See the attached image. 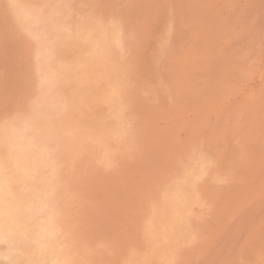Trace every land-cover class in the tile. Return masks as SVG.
I'll return each mask as SVG.
<instances>
[{
	"label": "rangeland",
	"instance_id": "1",
	"mask_svg": "<svg viewBox=\"0 0 264 264\" xmlns=\"http://www.w3.org/2000/svg\"><path fill=\"white\" fill-rule=\"evenodd\" d=\"M34 1L38 3L40 0ZM238 1L240 7L237 10L234 0H183V2L182 0H50L53 4L51 5L53 11L40 12V20L36 24L25 25L14 19L15 8L9 6L5 0H0V16L2 17V19L0 17V90H2L0 91V158L10 150L15 151L18 145L28 144L31 146V152L26 162L33 166V172L31 176L26 177L27 183L24 184L32 203L29 207H23L17 216L18 219L17 217L12 218L11 223L9 222L11 213L7 211L8 208L4 211L6 216L2 221L4 239L0 242V264H231L233 260L241 261L240 264L242 262L243 264L246 262L264 264V214H256L249 208L253 207L251 206L252 195L256 192V188L249 186L256 176L253 173L254 165H259L264 160V118L259 120V117H256L257 123L254 122V129L246 126L248 111L251 107L250 99L244 95L234 94L230 99L233 105L228 102V99L220 100L219 98L220 101L210 109H207L202 102L203 95L209 92L218 95L219 89L224 88L225 85H231L232 81L236 80L235 67L237 65L241 64V67L249 68L246 63L237 62L238 55H240L237 49L242 50L243 46L239 45L240 42L235 39L247 35L246 31L250 22L248 19L250 16L243 8L244 0ZM167 2L170 5L173 4L170 6L173 12L169 10ZM215 10L216 13H214ZM171 19L173 24H171ZM52 25L58 26L59 30L53 29ZM171 26L172 33L170 32ZM101 29L105 30L102 43L94 39ZM83 30L91 34V39L82 36ZM221 31L224 34L220 33ZM42 32L47 33L48 37L53 39V47L49 56L51 59L48 62H41L39 57H36L37 35ZM215 32L216 34H212ZM172 34L173 39L175 38L174 42L172 37L169 38ZM159 37L166 43L162 44ZM168 38L169 41L171 39V44L172 42L175 44V49L171 44L166 45L167 42L170 43ZM158 40L159 42H156ZM187 42L189 44H186ZM179 43H183L184 46L186 44L188 47L185 46V48ZM212 43H216V46ZM220 44L226 49L221 48ZM157 48L160 49L157 50ZM164 49H166L165 52ZM170 49L171 53H169ZM167 52L169 55L166 54ZM202 52H204L203 55ZM168 56L171 57L168 58ZM196 57L199 58L196 59ZM234 62H236L235 66ZM10 65L13 67L11 68ZM164 68L167 70L161 73ZM210 68H212V73L209 71ZM165 73V76L169 77H165ZM159 74L160 79L163 78V84L162 79L156 77ZM45 75H50L51 83L42 82ZM201 77L205 80L209 79L210 82ZM181 78L184 84L181 83L182 80L179 81ZM255 82L254 80L251 84ZM201 85L203 87L206 85V88L204 89ZM173 86L178 88H173ZM196 92H198L197 95ZM171 106L176 109L173 107L174 110ZM177 109L181 111L178 112ZM142 116L145 118L141 119ZM240 117L242 118L239 120ZM259 122L262 123L261 126ZM159 129L166 132L161 133ZM11 135H14L15 139L7 140ZM176 136H180L179 140ZM227 136L230 137V142ZM153 138L157 142L152 141ZM206 138L213 139V142ZM194 142L196 145L193 144ZM149 144L153 151L150 150ZM152 146H155L154 149ZM180 147L186 150H181ZM226 152L231 153L228 155ZM223 153L224 156H221ZM179 155L184 157L181 159ZM231 156L235 158L233 161ZM245 157L248 165L243 162L244 165L239 164V160L242 161L244 158V161ZM247 169L252 172L249 173ZM238 172L242 173V177ZM229 173L232 174L229 175ZM234 173L238 175V178H234L235 181L238 179L236 183L232 182L234 179L229 180L236 177L233 176ZM225 178L229 180H227L228 183ZM240 180L241 183L238 182ZM115 183L116 186H112ZM110 184L112 185L109 188ZM147 185L149 188L146 187ZM216 185L220 187V190ZM225 185L228 186L226 189ZM233 185L235 188L232 187ZM201 188H204V191ZM215 189L216 192L213 191ZM174 194H179L182 199L174 197ZM221 199L227 206H224V203L221 204ZM11 201V198L7 199V202ZM228 201L230 202L227 203ZM218 202L221 205L217 206ZM222 205L224 208H221ZM205 206L206 210H204ZM243 206L245 208L241 209ZM208 207L215 214L211 213ZM197 208H200V211ZM187 210L189 211L185 214ZM205 211L209 213L204 215ZM190 212H194L192 216ZM236 213L237 216H234ZM247 215L251 217L248 218ZM195 218H198L196 222ZM212 218L216 223L213 220L207 222ZM246 218L249 221L247 223ZM181 219L183 222L180 223ZM241 223L243 226L240 227ZM190 227L193 232L190 231ZM248 240H251L253 245L251 242L248 243ZM134 244L139 248H136ZM184 244L188 247H184ZM257 249H259L258 252ZM233 262L232 264H239Z\"/></svg>",
	"mask_w": 264,
	"mask_h": 264
},
{
	"label": "bare ground",
	"instance_id": "2",
	"mask_svg": "<svg viewBox=\"0 0 264 264\" xmlns=\"http://www.w3.org/2000/svg\"><path fill=\"white\" fill-rule=\"evenodd\" d=\"M6 2H8V4H9V6H12V7H14L15 9H14V19L16 20V21H18L19 23H22V24H25V25H28V24H31V25H34V24H36L39 20H40V12H49V11H53V8H52V6L51 5H53L52 4V2H50V0H40L38 3L36 2V1H34V0H5ZM172 1V0H171ZM190 1V0H189ZM228 1V0H227ZM170 2V1H169ZM181 1H179V3H180ZM182 2H183V0H182ZM104 3V2H103ZM168 3V2H167ZM201 3V2H200ZM221 3H223L222 1H221ZM7 4V5H8ZM169 5V7L171 6V5H173V4H171L170 5V3H168ZM183 4V3H182ZM186 4V3H185ZM205 4H207L206 2H205ZM234 4H235V8H237V10H238V8L240 7L238 4H239V1L238 0H234ZM192 5H194L193 3H192ZM195 5H196V2H195ZM229 5V4H228ZM233 5V4H232ZM244 10L248 13V16H250L248 19H250L249 21V27H247V31H246V33H247V35L246 36H244V37H242V38H237V39H235L237 42H240V43H238L239 45L241 44L242 46H243V49L241 50V48H239L238 46H237V48H239V49H237L238 51L237 52H240V53H238V54H240V55H238V60H237V62H244V63H246L247 65H248V67L249 68H244V67H241L240 65H237L236 67H235V71H236V75H237V78H236V80H234V81H232V84L230 85V84H228L227 86L225 85H223L224 86V88L222 87V89H219L220 90V93L218 94V95H216L215 93H211V92H209L208 94H206V95H203L204 96V98H203V103H204V106L207 108V109H210V108H213V106H215L221 99L223 100V98L224 99H228L229 101L228 102H230V104H232L233 105V103H231V101H230V99H231V97L235 94V95H244L245 97H247V98H249L250 99V107H251V110L250 109H248V110H250V111H248V115H247V121H246V126L249 128V129H254V122H256V117H259V120H262L263 118H264V0H244ZM77 6V5H76ZM104 6H106V5H104ZM214 6V5H213ZM54 7V6H53ZM100 7V6H99ZM173 7V6H172ZM180 7V6H179ZM185 7H186V5H185ZM222 7V6H221ZM6 8V7H5ZM82 8H84V7H82ZM182 8H184L183 6H182ZM189 8V7H188ZM208 8V7H207ZM225 8V7H224ZM223 8V9H224ZM234 8V9H235ZM167 9V8H166ZM165 9V10H166ZM171 9V7L169 8V10ZM185 9V8H184ZM1 10V9H0ZM209 10V9H208ZM5 11V10H4ZM85 11H87V10H85ZM177 11V10H176ZM212 11V10H211ZM229 11V10H228ZM79 12V11H78ZM171 12H173L172 11V9H171ZM13 13V12H12ZM88 13V12H87ZM178 13V12H177ZM213 13V12H212ZM214 13H216V10H215V12ZM229 13V12H228ZM168 14H171L172 15V13H168ZM217 14H218V12H217ZM216 14V15H217ZM231 14V13H230ZM13 15V14H12ZM77 15V14H76ZM232 15V14H231ZM53 16V15H52ZM203 16V15H202ZM214 16V15H213ZM223 16V15H222ZM233 16V15H232ZM1 17V16H0ZM104 17V16H103ZM216 17V16H215ZM218 17V16H217ZM216 17V18H217ZM234 17V16H233ZM247 17V16H246ZM119 18V17H118ZM130 18V17H129ZM196 18V17H195ZM1 19H2V17H1ZM77 19V18H76ZM89 19V18H88ZM120 19H121V17H120ZM170 19V18H169ZM84 20V19H83ZM123 20V19H122ZM166 20H168V19H166ZM192 20H193V18H192ZM191 20V21H192ZM223 20V19H222ZM225 20V19H224ZM241 20V19H240ZM243 20H244V17H243ZM246 20V19H245ZM176 21V20H175ZM77 22H79V21H77ZM171 22H172V19H171ZM241 22V21H240ZM76 23V22H75ZM74 23V24H75ZM166 23V22H165ZM165 23H163V24H165ZM192 23V22H191ZM209 23V22H208ZM221 23V22H220ZM247 23H248V21H247ZM2 24V23H1ZM108 24V23H107ZM120 24V23H119ZM171 24H173V22L171 23ZM193 24V23H192ZM199 24V23H198ZM207 24V23H206ZM216 24V23H215ZM25 25H23V26H25ZM128 25V24H127ZM126 25V26H127ZM168 24L166 23V25L165 26H167ZM223 25V24H222ZM44 26V25H43ZM71 26V25H70ZM98 26V25H97ZM96 26V27H97ZM129 26V25H128ZM164 26V27H165ZM203 26H205L204 24H203ZM220 26V25H219ZM227 26V25H226ZM241 26V25H240ZM243 26V25H242ZM244 26H246V25H244ZM243 26V27H244ZM41 27V26H40ZM53 29H55L56 31L57 30H59V27L58 26H54V25H52L51 26ZM43 28V27H42ZM70 28V27H69ZM124 28V27H123ZM126 28V27H125ZM124 28V29H125ZM128 28V27H127ZM137 28V27H136ZM168 28V27H167ZM171 28H172V26L170 27V32L172 31L171 30ZM214 28H215V26H214ZM37 29V28H36ZM44 29V28H43ZM46 29H47V26H46ZM131 29V28H130ZM169 29V28H168ZM209 29V28H208ZM217 30H218V27L216 28ZM224 29V28H223ZM231 29H234V28H232L231 27ZM240 29V28H239ZM237 30V29H236ZM244 30V29H243ZM168 31V30H167ZM223 31H225V30H223ZM13 32V31H12ZM169 32V31H168ZM191 32V31H190ZM189 32V33H190ZM218 32H219V30H218ZM232 32H234V31H232ZM236 32V31H235ZM17 33V32H16ZM82 36L84 37V38H87V39H91V34L87 31V30H83L82 32ZM172 33V32H171ZM171 33H169V35H171ZM174 33H176V32H174ZM199 33V32H198ZM201 33V32H200ZM205 33V32H204ZM208 33V32H207ZM206 33V34H207ZM220 33H222V34H224L222 31L220 32ZM154 34V33H153ZM160 34V33H159ZM158 34V35H159ZM191 34V33H190ZM212 34H216V32L215 33H212ZM236 34V33H235ZM157 35V36H158ZM194 35V34H193ZM53 36V35H52ZM63 36V35H62ZM168 35H166V37H167ZM177 36V35H176ZM198 36V35H197ZM214 36V35H213ZM226 36V35H225ZM104 37H105V30L104 29H101V30H99V32L97 33V35L95 36V38L94 39H97L99 42H104ZM172 37V39H173V34H172V36H170L169 38H171ZM177 37H179V35L177 36ZM200 37V36H199ZM203 37V36H202ZM160 38V37H159ZM169 38H168V41H169ZM181 38H183L182 36H181ZM186 38V37H185ZM192 38V37H191ZM230 38V37H229ZM17 39V38H16ZM125 39H126V37H125ZM175 39V38H174ZM174 39H173V42H174ZM223 39V38H222ZM15 40V39H14ZM19 40V39H18ZM121 40V39H120ZM141 40V39H140ZM144 40V39H143ZM160 40H161V38H160ZM166 40V39H165ZM178 40V39H177ZM182 40H184V39H182ZM182 40H180V41H182ZM187 40V39H186ZM189 40V39H188ZM193 40H195L194 38H193ZM210 40H212V39H210ZM225 40H227V38L225 39ZM224 40V41H225ZM241 40V41H240ZM16 41V40H15ZM122 41V40H121ZM162 41V44H164V43H166V42H164V40H161ZM179 41V40H178ZM190 41H191V39H190ZM203 41V40H202ZM205 41V40H204ZM213 41V40H212ZM220 41V40H219ZM146 42V41H145ZM156 42H159V40L158 41H156ZM170 43H168L167 42V46L168 45H170L171 44V39H170V41H169ZM172 42V46L174 47L175 46V44ZM183 42H186V41H183ZM21 43V42H20ZM36 43V42H35ZM176 43V42H175ZM209 43H210V41H209ZM208 43V44H209ZM224 43V42H223ZM18 44V43H17ZM59 44V43H58ZM150 44H151V42H150ZM174 44V45H173ZM177 44H178V42H177ZM179 44H182L183 45V43H179ZM186 44H189L188 42L186 43ZM185 44V46L186 47H188V45H186ZM212 44H215V46H216V43H212ZM219 44V43H218ZM60 45V44H59ZM78 45V44H77ZM120 45V44H119ZM200 45V44H199ZM222 44H220V46H221ZM224 45V44H223ZM61 46V45H60ZM75 46V45H74ZM179 46V49H180V45H178ZM178 46H176V47H178ZM184 45H183V47H185ZM205 46V45H204ZM208 46V45H207ZM212 46V45H211ZM17 47H19V46H17ZM52 47H53V39L52 38H50V37H48V35H47V33H45V32H42V33H40L39 35H37V44H36V57L38 56L39 58L38 59H40V61L41 62H48V60L49 59H51L49 56H50V53H51V50H52ZM98 47V46H97ZM128 47V46H127ZM129 47H131V46H129ZM159 47V46H158ZM182 47V46H181ZM185 47V48H186ZM95 48H96V46H95ZM135 48V47H134ZM167 48V47H166ZM172 48V47H171ZM221 48H224V47H222L221 46ZM228 48V47H227ZM230 48V47H229ZM14 49V48H13ZM17 49V48H16ZM18 49H20V48H18ZM155 49H156V47H155ZM160 49V48H159ZM158 48H157V50H159ZM163 49V48H162ZM162 49L160 50V52L162 51ZM174 49H175V47H174ZM191 49V48H190ZM201 49V48H200ZM216 49V48H215ZM224 49H226V48H224ZM119 50V49H118ZM148 50H150V49H148ZM153 50V49H152ZM168 50V49H167ZM202 50V49H201ZM210 50V49H209ZM126 51V50H125ZM166 51V49H164V52ZM173 51V50H172ZM179 51V50H178ZM185 51V50H184ZM192 51V50H191ZM211 51V50H210ZM209 51V52H210ZM218 51V50H217ZM222 51V50H221ZM233 51V50H232ZM17 52V51H16ZM63 52V51H62ZM159 52V51H158ZM163 52V53H164ZM173 52H175V51H173ZM183 51H181V53H182ZM206 52V51H205ZM208 52V51H207ZM226 52V51H225ZM234 52V51H233ZM18 53V52H17ZM65 53V52H64ZM67 53V52H66ZM120 53H122L121 51H120ZM157 53V52H156ZM155 53V54H156ZM169 53H171V49H170V52ZM177 53H180V52H177ZM201 53V52H200ZM203 53L204 52H202V55H203ZM212 53V52H211ZM223 53H224V51H223ZM134 54V53H133ZM145 54V53H144ZM160 54V53H159ZM167 55H169L168 54V52L166 53ZM174 54V53H173ZM184 54V53H183ZM185 54H186V52H185ZM197 54V53H196ZM210 54V53H209ZM221 54H222V52H221ZM19 55H21V54H19ZM152 55V54H151ZM154 55V54H153ZM156 55H158V54H156ZM171 55V54H170ZM213 55V54H212ZM214 55H215V53H214ZM223 55V54H222ZM58 56V55H57ZM86 56V55H85ZM147 56V55H146ZM174 56V55H173ZM177 56V55H176ZM179 56H180V54H179ZM220 56V55H219ZM227 56V55H226ZM225 56V57H226ZM21 57V56H20ZM86 57H88V56H86ZM109 57V56H108ZM154 57H155V55H154ZM161 57H162V54H161ZM171 57V56H170ZM169 56H168V58H170ZM213 58H214V56H212ZM234 57V56H233ZM236 57H237V53H236ZM136 58V57H135ZM173 58V57H172ZM197 58H199V57H196V59ZM37 59V60H38ZM145 59V58H144ZM204 59V58H203ZM210 59V58H209ZM152 60V59H151ZM156 60H157V58H156ZM180 60V59H179ZM187 60V59H186ZM221 60H222V58H221ZM233 60V59H232ZM10 61V60H9ZM197 61V60H196ZM208 61V60H207ZM40 62V63H41ZM82 62V61H81ZM157 61H155V63H156ZM200 62V61H199ZM215 62V61H214ZM226 62H227V60H226ZM233 62V61H232ZM154 63V62H153ZM154 63V64H155ZM158 63V62H157ZM205 63V62H204ZM212 63V62H211ZM235 64H233L234 66L236 65V62H234ZM43 64V63H42ZM128 64H129V62H128ZM147 64H149V63H147ZM162 64V63H161ZM170 64H172V63H170ZM216 64V63H215ZM117 65H119V64H117ZM122 65V64H121ZM120 65V66H121ZM156 65V64H155ZM211 65H213V64H211ZM216 65H219V64H216ZM226 65V64H225ZM232 65V67H234ZM7 66V65H6ZM11 66V65H10ZM19 66V65H18ZM159 66V65H158ZM181 66V65H180ZM220 66H223L222 64H220ZM243 66V65H242ZM13 66H11V68H12ZM131 67V66H130ZM141 67V66H140ZM156 67V66H155ZM154 67V68H155ZM160 67V66H159ZM165 67V66H164ZM170 68H171V66H169ZM169 67H167L168 69H169ZM179 67V66H178ZM191 67V66H190ZM201 67V66H200ZM209 67V66H208ZM211 67V66H210ZM214 67V66H213ZM4 67H2V69H3ZM148 68V67H147ZM163 68V67H162ZM162 68H160V69H162ZM184 67H182V69H183ZM188 68V67H187ZM193 68V67H192ZM6 69V68H5ZM55 69V68H54ZM113 69V68H112ZM144 69V68H143ZM165 69L166 68H164L162 71L163 72H161V73H164V71H165ZM207 69V68H206ZM211 69L212 68H210V70L209 71H211ZM233 69V68H232ZM4 70V69H3ZM11 70V69H10ZM147 70V69H146ZM153 70V69H152ZM156 70H158V69H156ZM167 70V69H166ZM171 70V69H170ZM180 70H181V68H180ZM185 71H186V69H184ZM183 70V71H184ZM189 70H191V69H189ZM218 70V69H217ZM229 70V69H228ZM8 71V70H7ZM54 71V70H53ZM118 71V70H117ZM140 71V70H139ZM144 71V70H143ZM173 72H174V70H172ZM179 71V70H178ZM182 71V72H183ZM184 71V72H185ZM188 71V70H187ZM197 70H195V72H196ZM206 71V70H205ZM58 72V71H57ZM157 73H159V70L158 71H156ZM224 72V71H223ZM166 73H167V71H166ZM166 73L164 74V76L166 75ZM170 73V72H169ZM187 73H189V72H187ZM200 73V72H199ZM203 73V72H202ZM211 73H212V71H211ZM226 73H228V72H226ZM7 74V73H6ZM128 74V73H127ZM168 74V73H167ZM186 74V73H185ZM190 74V73H189ZM217 74H219L218 72H217ZM224 74V73H223ZM5 75V74H4ZM9 75V74H8ZM59 75V74H58ZM153 75V74H152ZM182 75H184V74H182ZM188 75V74H187ZM191 75V74H190ZM194 75H197V74H195L194 73ZM212 75V74H211ZM210 75V76H211ZM39 76V75H38ZM125 76V75H124ZM141 76H143V75H141ZM160 76V74L157 76L156 75V77H159ZM168 76V75H167ZM167 76H165V77H167ZM175 76V75H174ZM192 76H193V74H192ZM191 76V77H192ZM216 76V75H215ZM95 77V76H94ZM169 77V76H168ZM179 77V76H178ZM183 77V76H182ZM190 77V78H191ZM199 77V76H198ZM206 77V76H205ZM217 77H218V75H217ZM2 78H3V76H2ZM41 78V77H40ZM124 78V77H123ZM140 78V77H139ZM143 78V77H142ZM150 78V77H149ZM176 78V77H175ZM193 78V77H192ZM195 78H196V76H195ZM202 78V77H201ZM200 78V79H201ZM209 78V77H208ZM213 78V77H212ZM226 78V77H225ZM231 78H234V77H231ZM135 79V78H134ZM156 79V78H155ZM158 79V78H157ZM159 79H160V77H159ZM158 79V80H159ZM162 79V84L164 83L163 82V78H161ZM160 79V80H161ZM177 79V78H176ZM202 79H204L205 80V78H202ZM214 79H216V78H214ZM229 79V78H228ZM125 80V79H124ZM142 80V79H141ZM180 80H182V78L181 79H179V81ZM256 81L255 82V84H251V82H253V81ZM15 81H16V79H15ZM175 81H178V80H175ZM187 82L189 81V80H186ZM199 81V80H198ZM205 81H209V79L207 80H205ZM211 81H212V79H211ZM222 81H223V79H222ZM221 81V82H222ZM230 81V80H229ZM19 82V81H18ZM42 82H52V78L50 77V75H45L44 77H43V79H42ZM161 82V81H160ZM183 82V80L181 81V83ZM197 82V81H196ZM201 82H202V80H201ZM210 82V81H209ZM152 83V82H151ZM156 83V82H155ZM155 83H153V84H155ZM176 83H178V82H176ZM180 83V85L182 86V84H184V83H182L181 84ZM186 83V82H185ZM198 83V82H197ZM215 83V82H214ZM224 83H225V81H224ZM228 83V82H227ZM100 84V83H99ZM166 84H167V82H166ZM192 84H193V82H192ZM204 83H202V85H203ZM208 84V83H207ZM206 84V85H207ZM210 84V83H209ZM16 85H17V83H16ZM144 85V84H143ZM172 85V84H171ZM189 85V84H188ZM201 85V87H203ZM206 85H205V87H203L204 89L206 88ZM147 86V85H146ZM160 86V85H159ZM165 86V85H164ZM163 86V87H164ZM177 86H178V84H177ZM219 86V85H218ZM162 87V88H163ZM166 87V86H165ZM176 86H173V88H175ZM217 87V86H216ZM146 88V87H145ZM154 88V87H153ZM152 88V89H153ZM161 88V87H160ZM176 88H178V87H176ZM192 88H193V86H192ZM150 89V88H149ZM159 89V88H158ZM169 89V88H168ZM181 89V88H180ZM179 89V90H180ZM199 89V88H198ZM216 89V88H215ZM165 90V89H164ZM163 90V91H164ZM193 91H194V89H192ZM201 90V89H200ZM218 90V91H219ZM222 90V91H221ZM0 91H2V90H0ZM145 91V90H144ZM153 91H155V88L153 89ZM191 90L189 89V92H190ZM197 91V90H196ZM209 90H207V92H208ZM211 91V90H210ZM217 91V92H218ZM52 92V91H51ZM168 92H169V90H168ZM168 92H167V94H168ZM181 92V91H180ZM186 92V91H185ZM200 92H203V91H200ZM147 93V92H146ZM164 93H165V91H164ZM163 93V94H164ZM172 93V92H171ZM197 93L198 92H196V95H197ZM2 95L4 94L3 92L1 93ZM36 94V93H35ZM143 94H144V92H143ZM148 94V93H147ZM154 94V93H153ZM156 94V93H155ZM154 94V95H155ZM178 94H179V92H178ZM181 94V93H180ZM195 94V93H194ZM200 94V93H199ZM198 94V95H199ZM148 95H150V93L148 94ZM191 95H193L192 93H191ZM190 95V96H191ZM201 95V94H200ZM55 96V95H54ZM169 96H170V94H169ZM175 96H177V95H175ZM179 96V95H178ZM56 97V96H55ZM117 97V96H116ZM138 97V96H137ZM156 97V96H155ZM155 97H154V99H155ZM181 97V96H180ZM198 97V96H197ZM147 98V97H146ZM157 98H159V97H157ZM169 98V97H168ZM219 98H220V100H219ZM32 99V98H31ZM130 99V98H129ZM170 99V98H169ZM175 99H177L176 97H175ZM182 99H185V98H182ZM237 99V98H236ZM241 99H243V98H241ZM30 100V99H29ZM48 100V99H47ZM148 100H150V99H148ZM147 100V101H148ZM146 101V102H147ZM171 101V100H170ZM169 101V102H170ZM174 101V100H173ZM197 101V100H196ZM199 101H200V99H199ZM237 101V100H236ZM29 102V101H28ZM32 102V101H31ZM72 102V101H71ZM149 102H151V101H149ZM180 102V101H179ZM178 102V103H179ZM201 102V101H200ZM34 103V102H33ZM89 103V102H88ZM129 103V102H128ZM202 103V104H203ZM216 103V104H215ZM227 103V102H226ZM225 103V104H226ZM236 103H238V102H236ZM31 104V103H30ZM130 104V103H129ZM150 104V103H149ZM184 104V103H183ZM202 104H201V106H202ZM215 104V105H214ZM223 104V103H222ZM156 105V104H155ZM169 105H171V104H169ZM176 105V104H175ZM187 105V104H186ZM190 105V104H189ZM192 105V104H191ZM227 105V104H226ZM225 105V107L227 108V106ZM43 106V105H42ZM198 106H200L199 104H198ZM241 106V105H240ZM165 107V106H164ZM174 106H171V108H173ZM178 107V106H177ZM186 107V106H185ZM230 108H231V106H229ZM228 107V108H229ZM166 108H167V106H166ZM170 108V107H169ZM175 109H176V107H174ZM173 108V109H174ZM182 108V107H181ZM187 108H188V106H187ZM186 108V109H187ZM191 108V107H190ZM195 108V107H194ZM198 108H201V107H198ZM203 108V107H202ZM47 109V108H46ZM148 109V108H147ZM172 109V110H173ZM174 109V110H175ZM192 109V108H191ZM238 109V108H237ZM243 109V108H242ZM43 110V109H42ZM165 110V109H164ZM169 110H171V109H169ZM171 110V111H172ZM179 110L181 111V109H177L176 111H178L179 112ZM184 110H185V108H184ZM196 110V109H195ZM229 110V109H228ZM236 110V109H235ZM240 110V109H239ZM15 111V110H14ZM52 111V110H51ZM225 111V110H224ZM223 111V112H224ZM199 112V111H198ZM70 113V112H69ZM176 113V112H175ZM187 113V112H186ZM88 114V113H87ZM90 114V113H89ZM162 114V113H161ZM169 114H171V113H169ZM168 114V115H169ZM242 114V113H241ZM105 115V114H104ZM186 115H188V113L186 114ZM190 115V114H189ZM235 115V114H234ZM11 116V115H10ZM96 116V115H95ZM127 116H128V114H127ZM148 116V115H147ZM210 116V115H209ZM222 116H225V115H222ZM229 116V115H228ZM105 117V116H104ZM161 117V116H160ZM212 117V116H211ZM210 117V118H211ZM12 118H13V116H12ZM143 118V116L141 117V119ZM145 118V117H144ZM143 118V119H144ZM152 118V117H151ZM182 118V117H181ZM213 118V117H212ZM219 118V117H218ZM242 117H240L239 118V120L241 119ZM82 119V118H81ZM167 119V118H166ZM179 119H180V117H179ZM183 119V118H182ZM201 119H202V117H201ZM221 119H223V118H221ZM210 120V119H209ZM229 120H231V119H229ZM234 120V119H233ZM167 121H168V119H167ZM174 121V120H173ZM264 121V120H263ZM171 122V121H170ZM185 121H183V123H184ZM151 123V122H150ZM149 123V124H150ZM165 123V122H164ZM217 123V122H216ZM225 123V122H224ZM257 123V122H256ZM255 123V124H256ZM260 123V122H259ZM161 124V123H160ZM227 124V123H226ZM261 124L262 123H260L259 125L261 126ZM134 125V124H133ZM157 125V124H156ZM191 125V124H190ZM220 125H222V124H220ZM235 125V124H234ZM243 125V124H242ZM160 126V125H159ZM183 127H184V125H182ZM239 126H241V125H239ZM259 126V127H260ZM104 127V126H103ZM157 127V126H156ZM163 126H161V128H162ZM170 127V126H169ZM175 127V126H174ZM178 127V126H177ZM200 127V126H199ZM164 129H165V127H163ZM190 128V127H189ZM233 128V127H232ZM262 128H263V126H262ZM168 129V128H167ZM198 129V128H197ZM211 129V128H210ZM244 129V128H243ZM245 129H247V128H245ZM133 130V129H132ZM157 130V129H156ZM180 131H182L181 129H179ZM219 130V129H218ZM223 130V129H222ZM155 131V130H154ZM153 131V132H154ZM159 131H161V133H164V131H162L161 129H159ZM210 131V130H209ZM224 131V130H223ZM222 131V132H223ZM228 131V130H227ZM254 131H258V130H254ZM1 132V131H0ZM146 132V131H145ZM166 132V131H165ZM184 132V131H183ZM233 132V131H232ZM249 132V131H248ZM263 132V131H262ZM63 133V132H62ZM71 133V132H70ZM135 133V132H134ZM182 133V132H181ZM215 133V132H214ZM225 133V132H224ZM230 133V132H229ZM228 133V134H229ZM151 134V133H150ZM159 134V133H158ZM201 134H202V132H201ZM227 134V135H228ZM253 134V133H252ZM258 134V133H257ZM65 135V134H64ZM72 135H74V134H72ZM76 135H78V134H76ZM84 135H85V133H84ZM156 135V134H155ZM181 135V134H180ZM219 135V134H218ZM217 135V136H218ZM240 135V134H239ZM253 135H255V134H253ZM262 135V134H261ZM83 136V135H82ZM152 136V135H151ZM154 136V135H153ZM158 136V135H157ZM182 136H184L183 134H182ZM216 136V137H217ZM72 137V136H71ZM141 137H142V135H141ZM161 137H162V135H161ZM178 137H180V136H176V138L178 139ZM194 137H196V136H194ZM212 137H214V135L212 136ZM242 137V136H241ZM250 137H251V135H250ZM257 137V136H256ZM260 136H258L257 138H259ZM129 138V137H128ZM157 138V137H156ZM190 138V137H189ZM221 138V137H220ZM227 138H229V142H230V137L229 136H227ZM13 139H15V136L14 135H11V137H9L7 140H13ZM149 139V138H148ZM192 139V138H191ZM206 139H208V138H206ZM215 139V138H214ZM238 139V138H237ZM236 139V140H237ZM240 139V138H239ZM238 139V140H239ZM40 140V139H39ZM97 140V139H96ZM152 141L154 140V138L153 139H151ZM161 140V139H160ZM163 140V139H162ZM165 140V139H164ZM176 140V139H175ZM179 140V139H178ZM208 140H213V139H208ZM223 140V139H222ZM253 140V139H252ZM254 140H256V139H254ZM261 140H263V138L261 139ZM56 141V140H55ZM151 141V142H152ZM167 141V140H166ZM181 141V140H180ZM184 141V140H183ZM183 141H182V143H183ZM207 141V140H206ZM154 142H157L156 141V139L154 140ZM193 141H191V143H192ZM213 142V141H212ZM243 142V141H242ZM251 142V141H250ZM249 142V143H250ZM252 142H254L255 143V141H252ZM256 142H258L257 140H256ZM96 143H97V141H96ZM134 143V142H133ZM164 143V142H163ZM170 143V142H169ZM200 143V142H199ZM216 143V142H215ZM232 143H234L233 141H232ZM241 143V142H240ZM239 143V144H240ZM244 143V142H243ZM261 143V142H260ZM177 144V143H176ZM187 144V143H186ZM190 144V143H189ZM194 145H196L195 144V142L193 143ZM259 144V143H258ZM155 145H156V143H155ZM161 145V144H160ZM71 146V145H70ZM134 146V145H133ZM149 146H150V144H149ZM181 146V145H180ZM201 146H202V144H201ZM252 146H254V145H252ZM64 147H66V146H64ZM153 147V146H152ZM155 147V146H154ZM154 147H153V149H154ZM183 147V146H182ZM193 148L195 147V146H192ZM236 147V146H235ZM148 148L149 147H147V151H149L148 150ZM170 148V147H169ZM174 148V147H173ZM178 148V147H177ZM202 148V147H201ZM207 148V147H206ZM222 148V147H221ZM61 149V148H60ZM103 149V148H102ZM156 149V148H155ZM172 149V148H171ZM179 149V148H178ZM180 149H181V147H180ZM182 149H184V148H182ZM181 149V150H182ZM190 149V148H189ZM241 149V148H240ZM247 149V148H246ZM73 150V149H72ZM97 150V149H96ZM150 150H152V148H151V146H150ZM172 150H174V149H172ZM184 150H186V148L184 149ZM191 150V149H190ZM201 150V149H200ZM223 150H224V148H223ZM236 150V149H235ZM254 150V149H253ZM59 151H61V150H59ZM81 151V150H80ZM79 151V152H80ZM153 151V150H152ZM167 151V150H166ZM208 151V150H207ZM250 151V150H249ZM249 151H247V152H249ZM30 152H31V146L30 145H18L17 147H16V149H15V151H9V152H7L5 155H3L2 156V158H0V242L1 241H3V239H4V237H3V219L5 218V210L8 208V210L7 211H9L10 213H11V216L9 217V222L11 223L12 222V218H15V217H17L18 216V214L21 212L20 210L23 208V207H29L30 206V204L32 203V201H31V197H30V195H29V192L25 189V185L24 184H26L27 182L25 181L26 180V177L28 176V175H30L31 176V174H32V172H33V166H30L29 164H27V156L30 154ZM62 152V151H61ZM151 152V151H150ZM149 152V153H150ZM198 152V151H197ZM210 152V151H209ZM262 152V151H261ZM73 153V152H72ZM74 153H75V151H74ZM73 153V154H74ZM81 153V152H80ZM203 153V152H202ZM218 153V152H217ZM222 153V152H221ZM226 153H228V152H226ZM229 153H231V152H229ZM229 153H228V155H229ZM234 153V152H233ZM182 154V153H181ZM100 154H98V156H99ZM145 155H147V154H145ZM150 155H151V153H150ZM164 155H165V153H164ZM167 155V154H166ZM175 155V154H174ZM177 156H178V154H176ZM213 155V154H212ZM232 155V154H231ZM236 155H237V153H236ZM240 155V154H239ZM246 155V154H245ZM149 156V155H148ZM180 156V155H179ZM208 156H209V154H208ZM221 156H224V153L221 155ZM233 156V155H232ZM232 156H231V158H232ZM258 156V155H257ZM257 156H255V157H257ZM73 157V156H72ZM147 157V156H146ZM156 157V156H155ZM182 157H184V156H182ZM182 157L180 156V158L182 159ZM196 157H197V155H196ZM210 157V156H209ZM58 158V157H57ZM143 158H144V156H143ZM179 158V157H178ZM228 158V157H227ZM230 158V159H231ZM246 158V157H245ZM97 159V158H96ZM102 159V158H101ZM128 159V158H127ZM147 159V158H146ZM150 159V158H149ZM168 159V158H167ZM174 159H176V157L174 158ZM189 159V158H188ZM213 159V158H212ZM235 159V158H234ZM233 158H232V161L234 160ZM243 159L244 158H242V161H240L239 160V164H241L242 162L244 163V164H246V165H248L247 163H246V160H247V158L243 161ZM250 159H252V158H250ZM145 160V159H144ZM143 160V161H144ZM184 160V159H183ZM191 160H193L192 158H191ZM219 160H221V159H219ZM229 160V159H228ZM237 161H238V159H236ZM235 160V161H236ZM261 160V159H260ZM101 161H103V160H101ZM156 161V160H155ZM178 161H179V159H178ZM194 161V160H193ZM206 161V160H205ZM256 161V160H255ZM263 161V163H261V164H255L254 165V169H253V173H255L254 175H256L255 177H254V181L252 182V183H250V187H254V188H256L255 190H256V192H254V194L252 195V204H251V206L253 205V207H249V208H251L252 209V211L253 212H256V214H259V215H263L264 214V160H262ZM163 162V161H162ZM165 162V161H164ZM180 162H181V160H180ZM220 162V161H219ZM254 162V161H253ZM85 163V162H84ZM144 163H145V161H144ZM204 163V162H203ZM203 163H202V165H203ZM216 163V162H215ZM242 163V164H243ZM63 164V163H62ZM77 164V163H76ZM135 164V163H134ZM150 164V163H149ZM168 164V163H167ZM178 164V163H177ZM189 164V163H188ZM194 164V163H193ZM230 164V163H229ZM241 164V165H242ZM243 164V165H244ZM29 165V166H28ZM143 165V164H142ZM152 165V164H151ZM159 165H160V163H159ZM165 165V164H164ZM175 165V164H174ZM181 165H183V164H181ZM226 165H228V164H226ZM135 166H137V164L135 165ZM149 166V165H148ZM153 166V165H152ZM151 166V167H152ZM158 166V165H157ZM186 166H187V164H186ZM219 166H221V165H219ZM223 166V165H222ZM221 166V167H222ZM232 166V165H231ZM236 166H237V162H236ZM239 166V165H238ZM62 167V166H61ZM81 167V166H80ZM142 167H144V166H142ZM154 167V166H153ZM191 167V166H190ZM213 167V166H212ZM221 167H220V169H221ZM225 166H223V168H224ZM68 168V167H67ZM114 168V167H113ZM117 168V167H116ZM119 168V167H118ZM159 168H161V167H159ZM175 168V167H174ZM174 168H172V169H174ZM188 168V167H187ZM195 168V167H194ZM198 168V167H197ZM208 168V167H207ZM237 168V167H236ZM105 169V168H104ZM144 169V168H143ZM143 169H142V172H143ZM147 169V168H146ZM153 169V168H152ZM205 169V168H204ZM214 169V168H213ZM226 169V168H225ZM232 169V168H231ZM114 170V169H113ZM145 170V169H144ZM229 170H230V168H229ZM234 170V169H233ZM232 170V171H233ZM242 170V169H241ZM248 170V169H247ZM22 171H24L23 173H19V172H22ZM175 171V170H174ZM207 171V170H206ZM217 171H218V169H217ZM220 171V170H219ZM231 171V170H230ZM235 171H237V170H235ZM249 171V170H248ZM251 171V170H250ZM250 171H249V173H250ZM81 172H82V170H81ZM116 172V171H115ZM125 172V171H124ZM127 172V171H126ZM140 173H142L141 171H139ZM151 172V171H150ZM177 172V171H176ZM190 172V171H189ZM204 172V171H203ZM211 172V171H210ZM221 172H224V171H222L221 170ZM252 172V171H251ZM117 173V172H116ZM136 173V172H135ZM154 173V172H153ZM169 173V172H168ZM180 173V172H179ZM192 173V172H191ZM194 173V172H193ZM226 173V172H225ZM233 173V172H232ZM232 173H229V175L230 174H232ZM239 173V172H238ZM246 173V172H245ZM248 173V172H247ZM246 173V174H247ZM83 174V173H82ZM87 174V173H86ZM131 174V173H130ZM167 174V173H166ZM170 174V173H169ZM236 173H234L233 174V176H236V177H233L232 179H229V180H233L234 178L236 179V178H238L237 176L238 175H235ZM240 174V173H239ZM242 174V173H241ZM241 174H240V176H241ZM128 175V174H127ZM133 175V174H132ZM144 175V174H143ZM160 175V174H159ZM189 175H190V173H189ZM205 175V174H204ZM209 175V174H208ZM217 175V174H216ZM78 176V175H77ZM76 176V177H77ZM81 176V175H80ZM126 176V175H125ZM136 176V175H135ZM139 176V175H138ZM137 176V177H138ZM153 176H155V175H153ZM152 176V177H153ZM162 176V175H161ZM165 176V175H164ZM170 176V175H169ZM172 176V175H171ZM170 176V177H171ZM180 176V175H179ZM191 176H192V174H191ZM223 176V175H222ZM244 176V175H243ZM150 177V176H149ZM166 177V176H165ZM165 177H163V178H165ZM226 177H227V175H226ZM242 177V176H241ZM82 178V177H81ZM113 178V177H112ZM118 178V177H117ZM142 178V177H141ZM145 178V177H144ZM205 178V177H204ZM221 178H223V177H221ZM240 178V177H239ZM83 179V178H82ZM155 179V178H154ZM209 179V178H208ZM215 179V178H214ZM226 179V178H225ZM235 179L232 181V182H234L235 181ZM244 179H246V178H244ZM113 180H114V178H113ZM132 180V179H131ZM138 180V179H137ZM161 180H163V179H161ZM166 180V179H165ZM176 180V179H175ZM212 180V179H211ZM210 180V181H211ZM220 180V179H219ZM228 179H226L225 181H227ZM228 180V181H229ZM238 180V179H237ZM236 180V181H237ZM33 181V180H32ZM93 181V180H92ZM134 181H135V179H134ZM228 181H227V183H228ZM236 181H235V183H236ZM36 182V181H35ZM123 182V181H122ZM127 182H129L128 180H127ZM132 182H133V180H132ZM131 181L129 182V183H132ZM140 182V181H139ZM163 182V181H162ZM220 181H218V183H219ZM231 182V181H230ZM231 182V183H232ZM238 182H240L241 183V180L240 181H238ZM249 182V181H248ZM37 183V182H36ZM107 183V182H106ZM110 183V182H109ZM133 183H135V182H133ZM145 183V182H144ZM148 183V182H147ZM146 183V184H147ZM155 183V182H154ZM205 183H207V182H205ZM211 183V182H210ZM235 183H233V184H235ZM145 184V185H146ZM159 184H160V182H159ZM195 184V183H194ZM213 184H214V182H213ZM212 184V185H213ZM216 184V183H215ZM219 184H221V183H219ZM80 185V184H79ZM111 185L112 184H110V185H108L109 186V188L111 187ZM140 185H142L141 183H140ZM176 185V184H175ZM222 185V184H221ZM230 185V184H229ZM58 186V185H57ZM104 186V185H103ZM102 186V187H103ZM112 186H116V183H115V185H112ZM125 186V185H124ZM150 186V185H149ZM169 186V185H168ZM167 186V187H168ZM199 186V185H198ZM207 186H208V184H207ZM217 186V185H216ZM226 186L227 185H225V189H226ZM235 185H233L232 187L233 188H235L234 187ZM238 186H239V184H238ZM70 187V186H69ZM101 187V186H100ZM128 187V186H127ZM130 187V186H129ZM146 187H148V185L146 186ZM162 187V186H161ZM163 187H165V185L163 186ZM189 187H191V186H189ZM210 187H211V185H210ZM213 187V186H212ZM218 187V189L220 190V187L219 186H217ZM228 187V186H227ZM242 187V186H241ZM113 189H114V187H112ZM149 188V187H148ZM200 188V187H199ZM213 188H216L215 186L213 187ZM222 188V187H221ZM223 188H224V186H223ZM233 188H232V190H233ZM108 189V188H107ZM190 189H192V188H190ZM196 189V188H195ZM201 189H203L202 191H204V188H201ZM205 189H207V188H205ZM208 189H209V187H208ZM237 189V188H236ZM239 189V188H238ZM258 189H261L260 191L258 190ZM75 190V189H74ZM78 190H80V189H78ZM101 190H103V189H101ZM116 190V189H115ZM147 190V189H146ZM149 190V189H148ZM193 190V189H192ZM231 190V189H230ZM231 190V191H232ZM108 191H109V189H108ZM111 191V190H110ZM134 191V190H133ZM158 191V190H157ZM156 191V192H157ZM201 191V190H200ZM208 191V190H207ZM213 191H215L216 192V189L215 190H213ZM212 191V192H213ZM221 191H223V190H221ZM221 191H220V193H221ZM227 191H229V190H227ZM236 191V190H235ZM126 192H128V191H126ZM144 192V191H143ZM217 192H218V190H217ZM107 193V192H106ZM121 193V192H120ZM122 193H124V192H122ZM135 193H137V192H135ZM195 193V192H194ZM197 193V192H196ZM195 193V194H196ZM208 193H210V192H208ZM224 193V192H223ZM246 193H247V191H246ZM109 194V193H108ZM113 194V193H112ZM125 194V193H124ZM146 194V193H145ZM172 194V193H171ZM186 194V193H185ZM211 194H213V193H211ZM224 194H228L227 192H225ZM234 194V193H233ZM232 194V195H233ZM242 194V193H241ZM243 194H245V193H243ZM62 195V194H61ZM132 195V194H131ZM139 195V194H138ZM153 195H154V193H153ZM187 195H189V194H187ZM198 195V194H197ZM208 195V194H207ZM215 195V194H214ZM214 195H213V197H214ZM217 195V194H216ZM218 195H219V193H218ZM67 196V195H66ZM177 197V198H180V199H182V196H180L179 194H174V197ZM195 196V195H194ZM212 196V195H211ZM210 196V197H211ZM220 196H222V194L220 195ZM223 196H225V195H223ZM237 196V195H236ZM240 196H242V195H240ZM95 197V196H94ZM156 197H157V195H156ZM209 197V196H208ZM218 197V196H217ZM216 197V198H217ZM8 198H11L12 199V201L9 203V202H7V199ZM105 198V197H104ZM159 198V197H158ZM157 198V199H158ZM195 198V197H194ZM233 198H234V196H233ZM98 199V198H97ZM116 199H118V197L116 198ZM218 199L220 200V197H218ZM230 199V198H229ZM232 199V198H231ZM245 199H246V197H245ZM249 199V198H248ZM190 200V199H189ZM218 200V201H219ZM222 200V199H221ZM106 201H107V199H106ZM112 201V200H111ZM134 201V200H133ZM133 201H131V202H133ZM209 201H210V199H209ZM240 201V200H239ZM109 201H107V203H108ZM160 202V201H159ZM214 202V201H213ZM217 202V201H216ZM230 201H228L227 203H229ZM233 202H235L234 200H233ZM91 203V202H90ZM116 203V202H115ZM224 203V206L226 205L225 204V202L222 200V203L221 204H223ZM242 203H243V201H242ZM67 204V203H66ZM109 204H111V202L109 203ZM138 204V203H137ZM215 204V203H214ZM220 203L218 202V204H217V206L219 205ZM220 204V205H221ZM115 205H117V204H115ZM125 205H126V202H125ZM124 205V206H125ZM171 205V204H170ZM193 206H195L196 204H192ZM212 205V204H211ZM230 205V204H229ZM228 205V206H229ZM233 205V204H232ZM97 206V205H96ZM123 206V207H124ZM149 206V205H148ZM152 206V205H151ZM163 207H164V205H162ZM172 206V205H171ZM199 206V205H198ZM208 206V205H207ZM213 206V205H212ZM215 206V205H214ZM224 206L222 205V207L221 208H224ZM227 206V205H226ZM238 206V205H237ZM78 207V206H77ZM137 207V206H136ZM140 207V206H139ZM197 207V206H196ZM211 207V206H210ZM239 207V206H238ZM89 208V207H88ZM93 208V207H92ZM133 208V207H132ZM150 208V207H149ZM161 208V207H160ZM204 208V207H203ZM209 208V207H208ZM226 208V207H225ZM240 208V207H239ZM245 207L243 206V208H241V209H244ZM249 208H247V209H249ZM90 209H91V206H90ZM126 209V208H125ZM138 209V208H137ZM150 209H152V207L150 208ZM186 209V208H185ZM189 209V208H188ZM194 210H195V208H193ZM197 209H199V211H200V208H197ZM210 209V208H209ZM215 209V208H214ZM217 209V208H216ZM219 209V211H220V208H218ZM240 209V210H241ZM81 210V209H80ZM100 210V209H99ZM202 210V209H201ZM204 210H206V206H205V209ZM208 210V209H207ZM79 211V210H78ZM135 211V210H134ZM163 211H164V208H163ZM180 211V210H179ZM183 211V210H182ZM189 210H187V211H185V214L188 212ZM190 211H191V207H190ZM210 211H211V209H210ZM213 211V210H212ZM211 211V213H213ZM231 211H233V209L231 210ZM80 212V211H79ZM136 212H137V210H136ZM184 212V211H183ZM216 212H217V210H216ZM223 212V211H222ZM240 212V211H239ZM124 213V212H123ZM138 213V212H137ZM192 213H194V212H190V214H191V216H192ZM206 211L204 212V215H206L207 213H209V211L206 213ZM221 213V212H220ZM226 213V212H225ZM229 213V212H228ZM251 213V212H250ZM101 214H102V212H101ZM125 214V213H124ZM195 214H197V213H195ZM195 214H194V217H195ZM213 214H215V213H213ZM231 214H233V213H231ZM239 214V213H238ZM146 215V214H145ZM198 215V214H197ZM223 215V214H222ZM243 215V214H242ZM250 215V214H249ZM254 215V214H253ZM104 216H106V215H104ZM118 216V215H117ZM125 216V215H124ZM188 216V215H187ZM211 216H214V215H211ZM216 216V215H215ZM214 216V217H215ZM221 216V215H220ZM234 216H237V213H236V215H234ZM244 216V215H243ZM248 216V215H247ZM246 216V217H247ZM8 217V216H7ZM130 217H131V215H130ZM137 217V216H136ZM197 217H199V215L197 216ZM205 217V216H204ZM217 217V216H216ZM219 217V216H218ZM229 217V216H228ZM251 216H248V218H250ZM258 217V216H257ZM148 218V217H147ZM188 218H189V216H188ZM202 218V217H201ZM207 218H209V217H207ZM211 218V217H210ZM248 218H246V220L248 219ZM16 219H18V217L16 218ZM180 219V218H179ZM182 219H184L183 217H182ZM182 219L181 220H179L180 221V223H181V221H182ZM187 219V218H186ZM186 219L184 220V221H186ZM196 219V218H195ZM233 220L235 219V218H232ZM241 219V218H240ZM257 219V218H256ZM259 219V218H258ZM188 220V219H187ZM192 220V219H191ZM198 220V218L196 219V220H194L195 222ZM201 219H199V221H200ZM204 220V219H203ZM210 220H213V218L212 219H209V221L207 220V222H210ZM178 221V222H179ZM194 221H192V222H194ZM198 221V222H199ZM202 221V220H201ZM205 221H206V219H205ZM214 222H215V220H213ZM221 221V220H220ZM223 221H225V220H223ZM226 221H227V219H226ZM225 221V222H226ZM252 221V220H251ZM255 221V220H254ZM257 221V220H256ZM261 221V220H260ZM145 221L143 220V223H144ZM183 222V221H182ZM189 222V221H188ZM191 222V221H190ZM193 223V224H196V223ZM197 222V223H198ZM247 222H249L248 220L246 221V223ZM258 222V221H257ZM186 222H184V224H185ZM205 223V222H204ZM216 223V222H215ZM232 223V222H231ZM259 223V222H258ZM135 224V223H134ZM201 223L199 222V225H200ZM203 224V223H202ZM242 224V223H241ZM255 224V223H254ZM257 224V223H256ZM261 224V223H260ZM98 225V224H97ZM179 225V224H178ZM182 225H183V223H182ZM186 225V224H185ZM188 225V224H187ZM205 225V224H204ZM226 225V224H225ZM238 225V224H237ZM259 225V224H258ZM126 226V225H125ZM202 226V225H201ZM213 226V225H212ZM228 226V225H227ZM241 226H243V224L242 225H240V227ZM244 226H247V225H244ZM251 226V225H250ZM143 227V226H142ZM186 227V226H185ZM189 227V226H188ZM204 227V226H203ZM205 227H207V226H205ZM238 227V226H237ZM262 227V226H261ZM139 228V227H138ZM179 228V227H178ZM196 228V227H195ZM228 228V227H227ZM190 229V231H192L191 230V227L189 228ZM228 229H230V228H228ZM254 229V228H253ZM259 229H260V227H259ZM193 230H195V229H193ZM201 230V229H200ZM221 230V229H220ZM184 231V230H183ZM183 231H181V232H183ZM204 231H206V230H204ZM211 231V230H210ZM228 231V230H227ZM230 231V230H229ZM258 231V230H257ZM264 231V230H263ZM97 232V231H96ZM158 232V231H157ZM171 232V231H170ZM193 232V231H192ZM195 232V231H194ZM207 232V231H206ZM213 232H214V230H213ZM218 232H219V230H218ZM217 232V233H218ZM222 232V231H221ZM226 232V231H225ZM241 232H243V231H241ZM100 233V232H99ZM109 233V232H108ZM196 233V232H195ZM214 233H216V232H214ZM260 233V232H259ZM129 234V233H128ZM186 234H188V232L186 233ZM189 234H191L190 232H189ZM222 234V233H221ZM225 234V233H224ZM97 235V234H96ZM103 235V234H102ZM178 235V234H177ZM227 235V234H226ZM241 235V234H240ZM259 235V234H258ZM98 236V235H97ZM182 236V235H181ZM216 236H217V234H216ZM220 235H218V237H219ZM252 236H253V234H252ZM95 237V236H94ZM118 237V236H117ZM130 237V236H129ZM183 237H184V233H183ZM188 237H189V235H188ZM255 238H257L256 236H254ZM134 238V237H133ZM207 238V237H206ZM220 238V237H219ZM216 239V238H215ZM218 239V238H217ZM222 239H224V238H222ZM230 239V238H229ZM258 239V238H257ZM140 240V239H139ZM166 240V239H165ZM213 240V239H212ZM220 240V239H219ZM221 241V240H220ZM73 242V241H72ZM134 242H136V241H134ZM203 242H205L204 240H203ZM213 242V241H212ZM248 243L249 242H251V240L249 241H247ZM176 243V242H175ZM247 243V244H248ZM252 243V245H253V242H251ZM255 243V242H254ZM132 244V243H131ZM140 244V243H139ZM226 244V243H225ZM228 244V243H227ZM108 245H109V243H108ZM185 245V244H184ZM190 245H192L191 243H190ZM241 245V244H240ZM243 245V244H242ZM248 245H250V244H248ZM88 246V245H87ZM134 246H136L135 244H134ZM187 246V244L184 246V247H186ZM223 246V245H222ZM132 247V246H131ZM141 247V246H140ZM188 247V246H187ZM186 247V248H187ZM233 247V246H232ZM244 247V246H243ZM100 248H102V247H100ZM136 248H139L138 246H136ZM190 248V247H189ZM240 248V247H239ZM82 249V248H81ZM197 249V248H196ZM241 249V248H240ZM250 249V248H249ZM131 250V249H130ZM192 250V249H191ZM190 250V251H191ZM248 250V249H247ZM252 250V249H251ZM254 250V249H253ZM258 250L259 249H257L256 251L258 252ZM84 251V250H83ZM122 251V250H121ZM132 251V250H131ZM181 251V250H180ZM193 251V250H192ZM242 251V250H241ZM241 251H239V252H241ZM262 251V250H261ZM128 252H130V251H128ZM178 252H179V250H178ZM204 252V251H203ZM226 252H227V250H226ZM243 252V251H242ZM241 252V253H242ZM244 253V252H243ZM242 253V254H243ZM262 253V252H261ZM224 254H226V253H224ZM229 254V253H228ZM227 254V255H228ZM240 254V253H239ZM246 254V253H245ZM249 254V253H248ZM248 254H246V255H248ZM264 254V253H263ZM87 255H89V254H87ZM141 255V254H140ZM189 255V254H188ZM205 255V254H204ZM232 255H234L233 253H232ZM258 255H260V254H258ZM199 256V255H198ZM197 256V257H198ZM255 256H257V255H255ZM224 257V256H223ZM227 257H229V259H231L230 258V256H227ZM237 257V256H236ZM263 257V256H262ZM87 258H88V256H87ZM138 258V257H137ZM157 258V257H156ZM186 258H188V257H186ZM199 258V257H198ZM201 258V257H200ZM246 258H248L247 256H246ZM256 259H257V257H255ZM89 259V258H88ZM139 259V258H138ZM179 258H177V260H178ZM184 259V258H183ZM189 259V258H188ZM194 259H195V257H194ZM213 259V258H212ZM211 259V260H212ZM235 259V258H234ZM91 260V259H90ZM107 260V259H106ZM180 260L182 261V259L180 258ZM186 260V259H185ZM189 260H191V258L189 259ZM200 260V259H199ZM222 260V259H221ZM88 261V260H87ZM92 261V260H91ZM130 261V260H129ZM134 261V260H133ZM164 261V260H163ZM167 261V260H166ZM195 260H193V262H194ZM198 261V260H197ZM234 261V260H233ZM232 261V262H233ZM249 261V260H248ZM110 262V261H109ZM183 262V261H182ZM232 262H231V264H232ZM235 262V261H234ZM233 262V263H234ZM241 263V261H238L237 260V262H235V263ZM260 262V261H259ZM262 262V261H261ZM264 262V261H263ZM92 263V262H91ZM107 263H108V260H107ZM187 263H189V262H187ZM239 263V264H240ZM244 262H242V264H243ZM117 264V263H116ZM153 264V263H152ZM169 264V263H168ZM213 264V263H212ZM216 264V263H215ZM229 264V263H228ZM246 264H248V262H246Z\"/></svg>",
	"mask_w": 264,
	"mask_h": 264
}]
</instances>
